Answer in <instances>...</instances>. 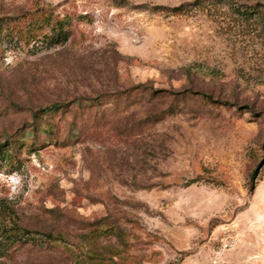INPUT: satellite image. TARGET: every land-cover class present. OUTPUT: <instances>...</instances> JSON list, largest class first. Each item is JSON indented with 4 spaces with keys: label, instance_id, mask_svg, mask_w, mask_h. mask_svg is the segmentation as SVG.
Listing matches in <instances>:
<instances>
[{
    "label": "rangeland",
    "instance_id": "obj_1",
    "mask_svg": "<svg viewBox=\"0 0 264 264\" xmlns=\"http://www.w3.org/2000/svg\"><path fill=\"white\" fill-rule=\"evenodd\" d=\"M0 29V264H264V0H0Z\"/></svg>",
    "mask_w": 264,
    "mask_h": 264
},
{
    "label": "trees",
    "instance_id": "obj_2",
    "mask_svg": "<svg viewBox=\"0 0 264 264\" xmlns=\"http://www.w3.org/2000/svg\"><path fill=\"white\" fill-rule=\"evenodd\" d=\"M181 7L179 8H173L172 11L173 12H178L180 10ZM46 17V21L48 24L53 22V25H51V28H44V32L43 35L41 37L42 42L46 43L48 46H59V45H63L64 43H66L69 39V21L68 20H58V19H52V17ZM1 30V29H0ZM14 31V30H13ZM20 32V34H24L22 32V30H18V33ZM33 33V31H29V35L27 36L28 39L35 38V36H30Z\"/></svg>",
    "mask_w": 264,
    "mask_h": 264
}]
</instances>
